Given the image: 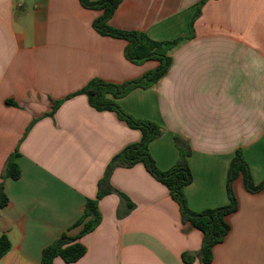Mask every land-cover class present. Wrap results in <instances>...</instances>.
I'll list each match as a JSON object with an SVG mask.
<instances>
[{
	"label": "crops",
	"instance_id": "obj_1",
	"mask_svg": "<svg viewBox=\"0 0 264 264\" xmlns=\"http://www.w3.org/2000/svg\"><path fill=\"white\" fill-rule=\"evenodd\" d=\"M203 1L123 0L110 20L157 41L181 38L168 72L118 102L162 127L149 146L160 170L179 159L176 136L190 146L193 180L185 193L195 211L229 203L237 150L255 184L264 181V0H205L191 32ZM101 14L80 0H0V183L9 198L0 234L12 244L0 264H41L46 247L65 233L78 235L75 224L96 199L106 167L141 140L116 113L72 96L94 78L121 84L157 66L131 63L125 40L95 31ZM16 151L21 176L3 179ZM111 184L126 198L99 200L101 221L81 238L85 255L53 264H204L202 232L182 222L167 187L142 164L116 168ZM233 190L238 209L227 217L231 230L210 264H264V190L249 193L242 178ZM184 253L195 259L185 262Z\"/></svg>",
	"mask_w": 264,
	"mask_h": 264
},
{
	"label": "trees",
	"instance_id": "obj_2",
	"mask_svg": "<svg viewBox=\"0 0 264 264\" xmlns=\"http://www.w3.org/2000/svg\"><path fill=\"white\" fill-rule=\"evenodd\" d=\"M123 0H80L83 7L101 11L102 14L93 22V28L100 35L122 39L127 42L125 57L133 64H143L146 61H157L159 63L155 70L145 73L142 77L124 82L113 83L94 78L86 86L74 95H86L89 104L97 111H111L117 114L120 120L127 123L133 129L140 130L141 140L135 144L128 145L120 153L115 155L105 173L98 183L96 199H89L81 218L76 222L75 227L81 226L78 235L70 236L63 234L59 239L46 247L42 254L41 264H53L59 257L66 263H75L81 259L86 251V246L81 242V238L93 231L101 221L99 211V200L112 193L119 194L123 199L126 196L117 191L111 184V177L116 168H131L137 164H142L149 174L158 182L162 183L170 192L172 199L178 204L182 222L190 224L200 230L203 234L202 245L198 253L199 258L204 264H210L213 260V249L221 244L229 234L231 227L227 222V217L238 209V200L233 190V183L236 179L242 178L245 189L249 193H258L264 190V181L255 184L243 152L237 150L228 172L227 194L229 203L227 205L209 208L202 211H195L190 208L186 197L185 189L191 184L193 175L189 166L191 154L190 146L180 137L176 136L175 141L179 149V159L169 170H160L151 153L149 146L152 141L159 138L162 127L151 120L138 119L128 114L119 104L118 100L125 97L135 88H148L157 83L169 70L172 64L170 52L179 44L181 38L172 41H157L152 39L146 32L139 30H123L110 25V20ZM201 2L190 23V31L197 17L201 14ZM70 96V97H72ZM61 102L55 104L54 110ZM19 153L16 151L9 157L6 165L5 174L2 178L18 179L21 176V169L16 160ZM9 202V198L4 190L3 183H0V210ZM132 208L133 204H129ZM12 244L6 234H0V260L11 250ZM183 259L191 263L195 256L189 253L183 254Z\"/></svg>",
	"mask_w": 264,
	"mask_h": 264
},
{
	"label": "rangeland",
	"instance_id": "obj_3",
	"mask_svg": "<svg viewBox=\"0 0 264 264\" xmlns=\"http://www.w3.org/2000/svg\"><path fill=\"white\" fill-rule=\"evenodd\" d=\"M151 62H155V63L157 64L156 68L158 67L159 63H158L157 61H154V60H152V61H146V62L143 63V64H139V66H142V65H144V64H146V63H151ZM136 65H137V64H136ZM156 68H154V69H156ZM154 69H153V70H154Z\"/></svg>",
	"mask_w": 264,
	"mask_h": 264
}]
</instances>
